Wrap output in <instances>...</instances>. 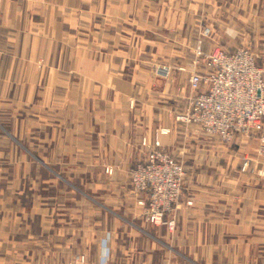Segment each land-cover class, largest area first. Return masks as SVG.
Here are the masks:
<instances>
[{"label": "crops", "instance_id": "obj_1", "mask_svg": "<svg viewBox=\"0 0 264 264\" xmlns=\"http://www.w3.org/2000/svg\"><path fill=\"white\" fill-rule=\"evenodd\" d=\"M208 2L0 0V100L21 105L16 115L22 117L26 101L37 102L39 117L53 119L44 132L40 126L45 136L40 143L54 148L55 159L40 156L42 164L81 165L86 171L103 166L104 175L110 174L106 166L112 167V176L128 185L130 168L146 158L156 138L175 158L180 148L186 151L179 157L187 163L192 150L204 149L199 140L178 143L182 136L204 135L190 131L174 113L186 105L192 70L209 68L184 56L191 48L184 38L199 34L201 6ZM204 49H210L207 43ZM163 51L175 55L167 77L154 73ZM9 134L26 147L13 130ZM198 167L190 169L173 228L149 223L137 203L146 193L136 194L129 185L120 190L121 208L136 222H111L110 208L103 204V217L92 232L94 264L254 261L257 246H264V176L235 169L230 176L215 167L217 185L208 176L209 163ZM7 194L0 189V264H26V207L4 202ZM40 224L58 243L72 245L76 234L63 236L66 227ZM125 224L131 228L120 227Z\"/></svg>", "mask_w": 264, "mask_h": 264}, {"label": "rangeland", "instance_id": "obj_2", "mask_svg": "<svg viewBox=\"0 0 264 264\" xmlns=\"http://www.w3.org/2000/svg\"><path fill=\"white\" fill-rule=\"evenodd\" d=\"M209 1L206 6H201L203 22H199L201 24L199 34L184 38L185 43L191 45L184 56L191 58L194 65L200 64L207 67L205 56H198L199 49L204 54H210L216 48L232 50L244 47L252 51L260 64L264 63V0ZM204 7L206 8L203 10ZM196 8L199 7L196 6ZM206 43L210 48L208 50L204 49ZM158 55L159 64L154 69V73L167 77L159 70L167 67L171 72L172 67L168 63L175 58V55L166 51ZM196 70L201 69L196 66L192 73ZM14 104V101L0 100V189L8 193L5 198H2L4 202L13 200L15 205L26 207V264H94L97 242L92 237V232L93 229L95 231L98 229V225H94V222H100L103 217L102 205L109 206L111 222L131 223L137 220L127 217L121 208L125 203H123L124 197L120 194L123 187H128V185L132 187L130 171L135 165L129 170V184L127 185L126 182L112 176V167L106 166V171L110 174L104 175L103 166H94V170L93 167L92 169L89 167V171H86V166L81 165L42 164L40 156L55 159L54 148H48L44 143H40L42 137L40 135H43V139L45 138L44 133L40 134V126L43 127L44 132L45 124L48 126L54 123L53 119L49 116L39 117L37 102L30 104L26 101L24 117L16 115V110L21 105L16 107ZM190 129L204 136L197 140L182 136L178 143L181 145L189 140H199L205 148H202L200 152L192 150L189 163L181 159V156L179 157L182 153L186 156L187 152L183 150L180 153L181 148L177 151L176 159L179 158L183 162L186 172L183 190L190 169L199 168V163L203 166L209 163L211 169L208 176L213 179L214 183H217L219 179L215 173V167H223L230 176L233 169L236 172L247 174L245 176H264V127L260 131L242 134L230 141ZM9 130H13L17 135L16 138L25 142V148L17 140H12ZM245 157L250 159V165L243 170L242 164ZM202 158L205 159V163L200 161ZM227 172H224L225 178ZM229 187L225 188L230 189ZM103 193H110V197L106 194L103 196ZM72 218L76 222L71 221ZM42 221H47V224L49 222L58 223L59 229L66 227L62 230V235L66 238L71 233L76 234L72 245L58 243L54 234V236L49 235L48 229L45 231L44 228L41 229L40 222ZM122 226L127 225H120ZM127 227L131 228V226ZM52 231L54 232L55 229L53 228ZM42 232L47 233L46 239L44 235L42 236ZM77 254H84L86 261L84 263L75 262ZM248 264H264V246H257L254 261Z\"/></svg>", "mask_w": 264, "mask_h": 264}, {"label": "built area", "instance_id": "obj_3", "mask_svg": "<svg viewBox=\"0 0 264 264\" xmlns=\"http://www.w3.org/2000/svg\"><path fill=\"white\" fill-rule=\"evenodd\" d=\"M197 53L205 56L209 68L190 75L186 105L174 113L175 119L198 133L225 141L262 130L264 63L260 64L252 51L244 47L235 51L216 48L210 54L199 49ZM159 72L168 76L170 70L164 67ZM143 143H147L145 139ZM249 165L250 159L245 157L242 169ZM185 173L183 162L171 156L158 138L146 158L131 169L133 192L146 193L137 203L143 206L149 223L175 226L174 209L181 199ZM192 202L188 200V204ZM108 256L107 251L105 261ZM74 261L84 263L86 257L77 254Z\"/></svg>", "mask_w": 264, "mask_h": 264}]
</instances>
